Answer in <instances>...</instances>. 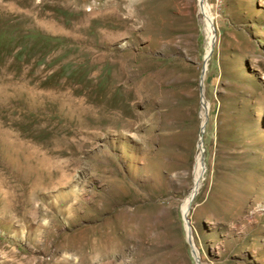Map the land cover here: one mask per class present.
<instances>
[{
	"label": "rangeland",
	"instance_id": "1",
	"mask_svg": "<svg viewBox=\"0 0 264 264\" xmlns=\"http://www.w3.org/2000/svg\"><path fill=\"white\" fill-rule=\"evenodd\" d=\"M204 1L0 0V264H264V0Z\"/></svg>",
	"mask_w": 264,
	"mask_h": 264
},
{
	"label": "bare ground",
	"instance_id": "2",
	"mask_svg": "<svg viewBox=\"0 0 264 264\" xmlns=\"http://www.w3.org/2000/svg\"><path fill=\"white\" fill-rule=\"evenodd\" d=\"M200 6L202 7L201 9H202V12H203V14H204V16H205V22L207 23V27H208V31L209 32H212V24H211V18H210V16H209V13H208V9H207V6H206V4H205V1L204 0H201V2H200ZM210 49V48H209ZM202 104H203V108H204V110H205V114H207V112H208V110H209V105H208V103L202 98ZM200 145V144H199ZM233 176L234 175H232L231 177V180L233 181V180H235V178H233ZM231 181V182H232ZM248 181H251V177H249V176H247L246 177V182H248ZM235 182V181H234ZM192 249H193V254L197 257V259H198V256H197V252H196V250L194 249V246H192Z\"/></svg>",
	"mask_w": 264,
	"mask_h": 264
},
{
	"label": "water",
	"instance_id": "3",
	"mask_svg": "<svg viewBox=\"0 0 264 264\" xmlns=\"http://www.w3.org/2000/svg\"><path fill=\"white\" fill-rule=\"evenodd\" d=\"M210 53H211V51H210ZM203 133H204V128L202 127L201 128V136H200L199 141H198V145L200 144V146H201V141H202ZM189 244H190V246H192V243L190 241H189Z\"/></svg>",
	"mask_w": 264,
	"mask_h": 264
}]
</instances>
